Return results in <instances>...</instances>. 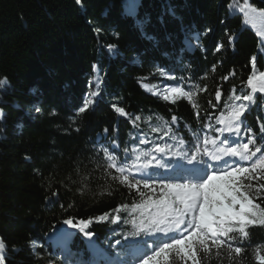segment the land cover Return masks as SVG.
I'll return each mask as SVG.
<instances>
[{
    "label": "trees",
    "instance_id": "16d2710c",
    "mask_svg": "<svg viewBox=\"0 0 264 264\" xmlns=\"http://www.w3.org/2000/svg\"><path fill=\"white\" fill-rule=\"evenodd\" d=\"M243 1L82 0L81 7L75 0H0V78L7 77L10 85L0 89V109L5 114L0 120V238L6 244V264H49L50 257L55 264H89L92 258L87 241L77 229L69 238L58 239L56 248L45 236L49 239L51 231L67 228L63 220L68 217L78 220L115 214L112 210L117 205L132 203L135 193L129 196L125 187L109 188L110 182L106 183L100 172L86 182L88 188L83 195L76 191L92 169L88 160L97 134L107 127L108 137H117L121 146L130 139V132L135 135L136 129L115 113L112 104L141 116L140 128L150 138L156 134L150 132L149 124L160 123L155 117L170 121L173 115L180 120L181 134L190 138L184 124L195 129L203 125L208 113L219 116L226 111L224 102L233 87L236 94L250 91L245 85L253 56L257 58V73L264 71V32L243 24L242 13L233 8ZM248 3L264 15V0ZM138 19L159 40V48L144 39ZM230 35L235 36L232 44ZM109 44L118 46V57L109 55ZM217 44L223 45L219 52L215 50ZM165 50L167 57L162 54ZM94 64L103 81L101 94L72 123L69 117L75 116L76 109L94 90V85H89L97 75ZM157 66L184 81L160 75ZM230 72L235 75L223 80ZM162 81L185 90L191 84L206 86L205 91H197L199 125L195 110L186 100L172 104L141 87ZM217 88L222 97L213 108L209 101L217 104ZM255 98L256 104L244 119L258 133V119L264 123V94L256 93ZM37 106L42 110L39 113L35 111ZM52 109H56V115H49ZM149 116L153 120L147 122ZM25 156L31 159L25 160ZM77 162L81 163L79 174ZM33 169L41 170L43 176H37ZM105 188L112 194L108 195ZM53 191H58L59 199L52 197L55 203L49 204L45 197ZM70 203L74 207L68 208ZM119 215L127 217V213ZM87 231L94 234V244L100 249L96 264H108L117 252L125 264L143 258L130 253L132 245L127 240L134 239L129 235L130 224L94 221ZM249 231L240 264H257V246L264 252V228ZM147 239L151 243L152 239ZM32 240L40 258L33 254ZM204 264L234 262L228 260L225 249L222 261L213 256Z\"/></svg>",
    "mask_w": 264,
    "mask_h": 264
},
{
    "label": "snow or ice",
    "instance_id": "6c2138e0",
    "mask_svg": "<svg viewBox=\"0 0 264 264\" xmlns=\"http://www.w3.org/2000/svg\"><path fill=\"white\" fill-rule=\"evenodd\" d=\"M75 2L83 6L82 0ZM245 4L247 9L241 7V12L246 10L256 12V8L252 7L248 0H245ZM172 15L175 16V12ZM137 26L144 39L159 48V40L147 32L145 22L138 19ZM96 31L99 32L100 29ZM210 31V29L206 30V32ZM195 39L199 44V34ZM234 39L235 36L230 35L229 44H232ZM222 48V44H217L215 50L219 52ZM107 49L112 57L120 55L115 44H109ZM162 54L165 57L169 55L166 50ZM256 60V56L250 60L252 71L245 85L250 91L247 94H236V88L233 87L228 100L224 102L226 111H221L219 116L208 113L203 125L195 129L184 124L183 128L191 132L190 138L181 134V127L178 126L180 120L175 115L170 121L156 116L155 120L160 123L149 124L150 132L156 134L154 138H150L140 128L141 116H133L125 108L112 104L115 113L126 118L136 129L135 135L130 132V139L121 146L117 137H108L107 127L97 134L88 160L92 169L83 176L85 183H82L76 191L83 195L88 188L86 182L95 172H100L106 183L110 182L109 188L112 185L125 187L129 196L135 193V197L132 198L130 205L127 203L117 205L112 210L115 214L103 213L94 218L78 220L68 217L63 220V224L77 229L90 241L94 234L87 229L94 221L130 224L131 237L152 238L151 243L148 240L135 242L138 250L146 248L151 252L149 255L145 251L139 264H204L213 256L218 261H222L225 249L228 260L240 264L245 251L244 243L250 236L249 230L253 227L264 228V206H262L264 123L258 119L257 133L244 119L245 114L256 104L255 94L264 93V71L257 73ZM157 71L162 76H168L169 79L184 81L183 77L170 75L159 66ZM93 72L97 75L89 81V85H94V90L86 96L83 105L76 109L75 116L69 117L72 123L88 111L101 94L100 87L103 81L95 64ZM234 75V72H230L222 79L227 81L229 76ZM8 86L10 85L7 77L0 78V89ZM143 87L147 91H152L147 84ZM205 90L206 86L201 88L197 84H191L188 90L177 85L166 88L162 93L153 92V95H159L164 101L172 104L182 99L186 100L195 110L199 125L201 113L197 91ZM221 97L222 92L217 88L215 91L217 104H212L211 101L209 104L216 108ZM35 111L39 113L42 110L37 106ZM56 114V109H52L49 113V115ZM4 117L3 109H0V120ZM152 120V116L147 117V122ZM74 130L78 132L80 129L76 127ZM115 130L114 127L113 131ZM0 131L3 129L0 128ZM24 159L30 160L31 157L25 156ZM80 167L81 163L77 162V174ZM33 171L37 176H43L41 170L33 169ZM253 181L256 183L253 184ZM62 186L67 187V185ZM104 191L108 195L112 194L108 188ZM52 197L58 200V191L46 196V202L54 204ZM257 199L261 202H256ZM60 207L63 209L64 205L61 204ZM72 207L74 205L70 203L68 208ZM120 213H127V217H122ZM29 243L33 254L40 258L41 254L35 251L36 241L32 240ZM116 244H120L119 239ZM5 253L6 244L3 238H0V264H6ZM120 257L121 253L117 252L115 258L108 264H125ZM254 258L257 264H264V252L259 246L255 249ZM49 264H55V260L51 257Z\"/></svg>",
    "mask_w": 264,
    "mask_h": 264
},
{
    "label": "rangeland",
    "instance_id": "374dc122",
    "mask_svg": "<svg viewBox=\"0 0 264 264\" xmlns=\"http://www.w3.org/2000/svg\"><path fill=\"white\" fill-rule=\"evenodd\" d=\"M240 5L247 9V5L245 4V0L243 2H240ZM240 5L234 4V6H233L234 10H240V7H239ZM241 13L243 15V24L245 26H249L250 28H252L256 32H264V15L262 14L261 11L256 10V12H249L246 10L245 12H241ZM143 85L144 84H141L142 87H143ZM149 87L152 89V91H147V90H145L144 87H143V89L146 92L153 95V92H161L162 93L165 91L166 88L171 87V86L167 85V83L165 81H162V82L157 83L153 86L149 85ZM262 94H264V93H262ZM154 96L161 97L159 95H154ZM54 231H55L54 235L50 236L49 239L45 237V239L51 243L53 248L57 247L56 242L58 239H60L63 236H64L63 238H65V239L69 238V236L73 233V231L70 229H61V230H54ZM65 235H66V237H65ZM85 238H86V241H87L89 248L91 249L93 246V242H92L93 238L91 241L88 240L87 237H85ZM59 253H61L60 250H59ZM148 254L149 255L151 254L150 250H148ZM131 264H139V261L138 262L132 261Z\"/></svg>",
    "mask_w": 264,
    "mask_h": 264
},
{
    "label": "bare ground",
    "instance_id": "6f19581e",
    "mask_svg": "<svg viewBox=\"0 0 264 264\" xmlns=\"http://www.w3.org/2000/svg\"><path fill=\"white\" fill-rule=\"evenodd\" d=\"M54 233H55V231H54V232L52 231V233L50 232V234H49V235H50V236H52V235H54ZM47 235H48V234H47Z\"/></svg>",
    "mask_w": 264,
    "mask_h": 264
},
{
    "label": "water",
    "instance_id": "95a60500",
    "mask_svg": "<svg viewBox=\"0 0 264 264\" xmlns=\"http://www.w3.org/2000/svg\"><path fill=\"white\" fill-rule=\"evenodd\" d=\"M68 229H70V230H72V231H75V230H76V229H72V228H69V227H68Z\"/></svg>",
    "mask_w": 264,
    "mask_h": 264
}]
</instances>
